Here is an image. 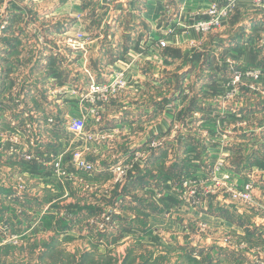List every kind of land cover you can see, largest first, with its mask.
<instances>
[{
    "label": "crops",
    "instance_id": "0c3cea01",
    "mask_svg": "<svg viewBox=\"0 0 264 264\" xmlns=\"http://www.w3.org/2000/svg\"><path fill=\"white\" fill-rule=\"evenodd\" d=\"M213 1L221 0H101L105 6L98 12L104 14L83 18L77 17L81 15L80 1L63 0L62 4L52 2L50 5L48 2L46 5L47 8L66 9L61 18L54 20L59 24L53 27L55 31L50 34H37L32 25L28 27L29 24L12 17L8 19L9 24L5 30L0 28V161L17 168L19 160L23 159L26 163L23 164L26 168L25 194L52 204L70 198L78 192L76 190L82 189L86 181L87 187L91 189L90 194L92 193L88 202L75 199L73 203L55 210L66 218L69 215L94 217L104 211L117 209L119 227L101 231L105 244L98 245L107 246L110 257L115 252L118 253L119 249L121 253L128 255L136 245H146L151 250L160 249L161 246L172 249L191 246L198 250V254L201 253L194 262H200L201 255L211 253L220 255L221 264L226 259L238 264H247L251 259L250 264H256L254 261L257 259L264 264V191L256 193L255 206L247 205L222 192L201 197L193 205L188 200L179 203L169 193L159 196L157 191L162 192L164 180L152 179V167L155 165H160L161 169L164 166L165 172L178 175L182 171H188L193 166L191 163H194L193 171L201 173V170H207L221 155L227 156L230 183L241 185L252 173H259V179H264V123L257 129L253 128L254 131H251L253 129L249 120V125L232 124L233 127H238L237 135L232 138L239 144H229L228 147L233 145L231 149L217 145L214 148L208 146L206 150L198 146L194 162L182 158L174 143L170 147L158 148L153 158L152 150L148 156L138 155L146 150L155 132L166 131L171 124L176 126L180 121L187 125L191 123L194 131L206 128L201 117L196 114L198 110L206 108L200 100L208 90V78L213 82H221L217 87V100L218 96L221 97L230 90V64L224 65L227 72L218 82L212 70L216 56L213 54L212 57L210 51L205 57L204 50L212 45L211 42L231 53H235L239 47L243 48L248 39L240 44L239 37L230 36L226 32L233 27L236 12L257 9L249 0H237L236 10L230 17L222 20L221 28L205 34L198 32L192 25ZM168 6L173 10L172 16L167 14ZM250 17L246 23H242L243 30L253 29L251 21L258 26L264 24V12ZM96 20L99 21L93 24ZM84 23L93 25L97 30L92 33L94 40L88 44L86 52L80 49H61L57 41L63 33L59 31H84ZM194 47H201L202 52H194ZM194 53L200 62L194 61ZM176 59L185 61L188 65L191 63L188 70L184 68L185 71L179 73L193 74L190 84L187 83L189 78L184 77L183 88L187 91L192 86L195 90L198 89L196 93L199 98L193 97L198 100L199 105L184 113L181 112L184 106L156 111L160 102L156 101L152 105V75H163L165 70L172 73L176 68L172 63H177ZM262 60L261 63H264V58ZM185 66L184 64L183 67ZM117 70L126 71L127 79L130 80L129 89L106 104H94L81 97L82 87L90 80L88 71L92 72L96 80L104 81ZM171 76L173 75H166L167 83L172 84L174 78ZM247 90L248 88H241V94ZM20 92L24 96L26 110L31 113L30 117H26L24 111L17 106L15 96ZM241 94L228 105L239 106L241 111L248 107ZM190 96L188 94L186 98ZM175 101L178 105L183 102L180 96ZM92 109L100 113L101 122L94 119ZM211 112L215 113L214 109ZM83 114L88 119V130H95L104 136L102 143L87 142L83 136L81 139L77 138L66 129L70 119ZM26 120L35 129L37 127L39 147L36 148L37 156L34 160H26L20 152L9 153V142L5 138L7 132L16 129L13 122L24 128ZM243 120L247 119H241V122ZM253 132L258 137L256 141L252 140L255 135ZM28 143L29 141L25 144ZM248 146L251 147L252 155L245 154L248 153ZM113 147L117 152L120 150L116 156L113 154ZM73 148L86 149V155L96 166V170L86 175L82 173V179L78 178L65 186L51 184L47 175L44 176L49 168L47 162H51L48 152L63 154L68 159V151ZM174 148L177 151L176 158H173V151L170 150ZM22 149L30 147L24 145ZM190 149L182 148L185 153L190 152ZM259 152L260 158L256 157ZM203 158L206 159L205 164L202 163ZM130 163L133 165L132 170L117 182L114 168ZM83 180L85 181L82 182ZM4 187L0 192L4 199L20 197L13 185L7 184ZM43 197L47 198L43 200ZM70 206L74 209L70 210ZM32 208V212L41 213L40 206ZM66 226L68 233H74L75 226ZM64 229L67 231L65 227ZM228 235L236 238L234 243L224 240ZM133 242L135 243L132 244ZM239 258L242 260L235 261ZM152 261L150 260L151 263Z\"/></svg>",
    "mask_w": 264,
    "mask_h": 264
},
{
    "label": "rangeland",
    "instance_id": "374dc122",
    "mask_svg": "<svg viewBox=\"0 0 264 264\" xmlns=\"http://www.w3.org/2000/svg\"><path fill=\"white\" fill-rule=\"evenodd\" d=\"M64 1L66 2L69 0ZM79 1L81 10L79 13L81 15L76 14L78 15L77 17L80 16L83 18H89L102 16L104 14L98 12L105 6L101 0H78V2ZM48 2H50V5H52V2L62 4L63 0H0V20H2L0 28L2 27L5 30L9 24L8 19L12 17L17 18L20 22L29 24L27 25L28 27H31L30 25H32L34 32L37 34L43 35L45 32L50 34L51 31H55V28L53 27L56 24H59L54 20L61 18L63 15L62 12L66 9L47 8L46 5ZM166 11L168 16H172L174 14L173 10L169 6ZM262 13L263 12L258 10H247L245 12L242 11L235 13L233 18L234 25L226 33H229L228 35L230 36L239 37L240 44L248 39L247 44L245 43L246 45L243 48L239 47V49L234 51L235 53H231L230 51H227L228 49H224L220 45H217L216 43L213 44V42H211L212 45L204 50L206 53L205 57L210 51L212 52V57L213 54L217 57V59L215 57V62L212 65V70L216 74L214 75L215 80L217 79L218 82H220L222 79L221 77L226 74L227 70L226 67H224L225 64L234 63L237 67L260 66L264 71V63H261L263 62L262 58H264V24L262 26H258L256 22L251 21L250 24L253 25V29H251V31L245 29L243 30L242 25L243 22L246 23L247 20L251 19V15L254 16V14L259 15ZM98 21L99 20H96L93 24H96ZM92 26L85 25V27H82L90 41L94 40L92 33L97 31L95 30V27ZM89 28L90 30L92 28L93 29L90 31ZM59 33L64 34V32L61 31H59ZM235 42L238 44L237 39ZM200 48L201 47H194V52H202ZM194 55H196V53H194ZM194 61L196 63L200 62L197 55ZM172 64L176 65V68L172 70V73L171 71L169 72L165 70L163 75L161 73H156L155 76L152 75V86H154L152 87V105L154 106V102L156 101L158 103L160 102V105L155 108L156 111H161L164 108L175 109L176 107L184 106L182 108L184 110H181V112L184 113L194 109V106L198 104V100L196 99L199 98L196 93L198 89L195 90L194 86H192V88L188 91L185 90V87L183 88L184 77L187 76L189 78L187 83L190 84V78L193 77V74L188 75L185 72L180 74L179 71L183 72L188 70L191 63L188 65L185 61L177 60V63ZM184 64L186 65L185 67H183ZM218 65L220 68H218ZM172 68L173 66L171 69ZM184 68L185 70H183ZM176 73H178V77ZM166 75H173L171 76L174 78L172 84L165 81V78L168 80ZM208 79V90L206 94H203V99L200 100L206 108L205 110H198L196 114L198 117H201L200 119L203 120V125L206 128L194 131L192 130L193 124L190 123L187 125L180 121L176 123L177 127L171 124L166 131L155 132L149 141V143L151 141L156 142L158 145L154 147L152 158L158 148H164L166 146L170 147L173 146L174 143V146L179 149L178 151L180 152L182 158L187 159V161L190 160V162H194L198 146H202L206 150L208 149V146L209 148H214L217 145L223 146L225 149H231L233 145L228 147L229 144H239L238 141H235V138H232V136L237 135L236 133L238 127H233L232 124H234V126H237L238 124L249 125L251 122L250 127L252 129H257L262 126L264 123V81L258 88H249L247 91L242 92L241 95H244V98L249 106L241 111L238 109L239 106L237 107L234 104L230 106H223L221 97L218 96V100L216 99V94L219 93V89L217 87L220 86L221 82L217 83L216 81H211L210 78ZM188 94L192 97L190 96L186 98ZM179 96L183 101L180 105H178L179 103L175 101V98H178ZM205 96H207V98H205ZM213 109L215 113L211 112ZM241 119L247 120H243L241 122ZM256 123H258V125ZM254 129L251 131H254ZM252 138V140L256 141V138L258 137L255 134ZM113 148V154H115V156L118 155L120 150L117 152V149L115 147ZM176 148L170 149L173 151V158H176ZM182 148L191 149L190 152L185 153ZM255 152H257V150ZM251 153V147L248 146V153L245 154L252 155ZM257 156L260 158V152L256 155V157ZM21 160H19L20 163L16 166L17 168L0 161V192L5 188L4 186L11 184L16 188V192H19L20 195L17 199L13 197L11 199H4L5 197L0 194V264H221V260L219 258L220 255H212L211 253L206 256L201 255V261L194 262L196 261L197 255L201 253L198 254V250L196 248H191V246L186 248L184 246V248L178 249L161 246L160 249L154 250L152 248L151 250L146 245H136L133 250H130L128 255H126V253H121V250L119 249L118 253L115 252L113 256L110 257L107 246H98L100 243L105 244V239L104 237L102 239L101 232L105 225L103 218L99 216L108 213V211L102 212L97 217L66 215L67 217L65 218L62 217L57 210H55H59L67 204L73 203L75 199H82L85 202H88L92 193L90 194L91 189L87 187L86 181H82H85V185L82 186V189L76 190L78 192L73 194L75 196L72 195L68 199L58 200L55 204L42 201L40 198H31L29 195L25 194V187L27 183H25L26 168L23 164L26 163L23 159ZM205 160L206 159H204L202 163L204 162L205 164ZM191 164L193 166H191L188 170V172L190 171L189 173H192L193 170H195L193 169L195 164ZM159 166L160 165H155L152 167V179L159 178L160 180H164L163 187L161 188L162 192L160 193V191H157V194L159 196H163V194L169 193L171 196L178 199L179 203L187 200L185 198H181L180 196V192L183 193L186 191L182 188L181 184L179 185L184 171L175 175L165 172L164 166H162V169L159 168ZM202 171L203 170H201V173H203ZM47 173L50 172H45L44 176ZM84 174L86 175V173ZM252 174L251 176L253 177L251 178H254L255 180L256 193H259L260 191L263 192L264 179H259V173ZM47 178L49 177L47 176ZM80 179H82L81 174ZM48 181H50L51 184L61 185L53 178H49ZM224 195H229L232 198L230 193L225 192ZM46 198L47 197H43V200ZM255 199L256 194L253 202L247 205L255 206ZM41 201L44 204H42ZM189 202L190 204L196 205L193 201ZM258 204L260 205V203ZM34 206H40L43 211L41 210V213L32 212L31 210ZM68 208L70 210L74 209L72 206ZM66 224L71 225V227L75 226L73 229L74 233H68ZM119 224L120 218L116 227H119ZM63 227H65L67 231H65V229L63 230ZM7 228L11 232L16 233L17 237L14 241L9 240L4 243L3 238H6L8 235L7 233H9L6 231ZM33 232H35V234H33ZM134 243L135 242L132 244ZM125 252H127L126 249ZM257 258L259 259V257ZM150 260H153L152 263ZM184 260H186V262ZM241 260L242 258H239L235 261ZM251 260H249L247 264H250ZM229 261V259H226L225 261H222V264H238L232 263L231 261L230 263ZM254 263L261 264L257 261V259H255Z\"/></svg>",
    "mask_w": 264,
    "mask_h": 264
},
{
    "label": "built area",
    "instance_id": "2783aa9c",
    "mask_svg": "<svg viewBox=\"0 0 264 264\" xmlns=\"http://www.w3.org/2000/svg\"><path fill=\"white\" fill-rule=\"evenodd\" d=\"M252 6L258 11L264 12V0H249ZM237 6V0H221L213 1L211 5L202 13L201 18L194 21L192 27L201 33L215 32L222 27V20L230 17L234 13ZM91 41L86 33L82 30L75 31L74 33H64L58 38L57 44L61 49H80L82 51L87 50V46ZM232 69L230 90L221 96L222 105L229 106L228 104L236 100L241 94V88H258L263 81L264 71L262 68L256 67H237L234 63L230 64ZM89 81L85 87H82L80 95L84 100H87L94 104H106L111 102L114 98L118 97L122 92L126 91L130 87V80L127 79L126 71L117 70L110 75L108 80L99 81L96 80L89 72ZM23 94L20 92L15 96L17 106L20 110L24 111L26 117H30L31 113L26 110L24 104ZM93 117L97 122L102 121V117L98 111L92 109ZM27 121V120H26ZM52 121V120H50ZM16 129L13 132H7L5 138L9 142V153H22V157L26 160H34L37 156L36 148L39 147L37 141L38 132L32 126L30 121L25 122V126L20 127L16 122H13ZM66 129L75 134L77 138L83 136L87 142L102 143L104 136H101L99 132L95 130H88V119L86 114L81 116H75L70 119L66 124ZM37 133V134H36ZM28 145L25 143L28 142ZM30 147V149H22L23 146ZM158 146L156 142H150L146 150L141 151L138 155L148 156L149 153L154 151V147ZM32 149V150H31ZM70 158L65 159L63 154L55 155L52 152H48L51 157L49 164V170L46 169V175L49 178H53L57 183L65 186L69 182L78 180L86 173H92L96 170V166L89 160L86 155V149H71ZM227 156H219L207 170H203V173L184 171L183 177L179 183L185 192H180L181 198H185L188 201L197 203L201 197L211 196L219 192L230 193L233 199H237L246 204L253 202L256 194V185L253 176L249 175V178L241 185L230 183L231 173L227 171ZM132 163L126 165H119L114 168V174L116 175V181H120L122 178L128 175V172L132 170ZM83 173V174H82ZM178 185V186H179ZM181 191V190H180ZM118 213L117 209L109 211L108 213L99 217L103 218L104 227L103 230H109L116 228L119 219L116 217ZM104 216V217H103ZM97 217V216H96ZM8 235L3 238V242L9 240L14 241L17 237L16 233L11 232L8 228L6 230ZM227 243H234L236 238L232 235L224 237ZM245 247V246H242Z\"/></svg>",
    "mask_w": 264,
    "mask_h": 264
}]
</instances>
